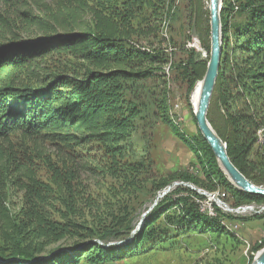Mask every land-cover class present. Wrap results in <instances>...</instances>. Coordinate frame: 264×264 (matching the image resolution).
Here are the masks:
<instances>
[{
	"label": "trees",
	"instance_id": "trees-1",
	"mask_svg": "<svg viewBox=\"0 0 264 264\" xmlns=\"http://www.w3.org/2000/svg\"><path fill=\"white\" fill-rule=\"evenodd\" d=\"M173 3L0 0V264H109L190 232L237 242L222 221L238 218L218 208L207 216L196 192L181 186L159 198L139 224L135 200L149 188L155 198L174 181L220 188L232 205L264 204V196L228 181L199 130L187 136L169 116L163 66L172 58L171 70L191 90L209 60L198 48L210 53L205 0H187L198 45L183 48L177 61L161 46L140 42L159 34ZM220 23L222 53L207 119L232 164L264 187V0H222ZM157 123L194 154L197 174L149 177L150 162L134 137ZM12 134L24 148L15 149ZM45 144L55 160L42 152ZM40 165L46 180L37 174ZM87 173L114 183L95 198L81 182ZM60 241L65 244L49 248ZM263 247L261 238L250 257Z\"/></svg>",
	"mask_w": 264,
	"mask_h": 264
},
{
	"label": "rangeland",
	"instance_id": "rangeland-1",
	"mask_svg": "<svg viewBox=\"0 0 264 264\" xmlns=\"http://www.w3.org/2000/svg\"><path fill=\"white\" fill-rule=\"evenodd\" d=\"M175 1L177 5L175 15L170 20L169 36L174 46L173 60L177 61L181 56H184L183 48L197 46L198 41L195 36L193 20L190 19L187 9V0ZM140 42L153 47H159L162 44L160 34L157 36L150 35L149 38L140 39ZM197 52L201 59H209L210 53L208 55L203 48H198ZM165 79L169 116L173 123L187 136H196L199 129L193 118L190 104V94L194 87L189 90L187 82L183 81L174 70H170L169 74L165 75ZM150 83L156 84L154 81ZM9 139L15 149L24 148L25 142L20 135L12 134ZM134 145L139 155L149 160L148 174L151 179L158 180L161 177H169L181 171L197 174L199 168L194 154L164 124L157 123L139 129L134 137ZM42 152L54 154L55 151L45 144ZM52 158L55 160V154L52 155ZM37 174L42 180L48 179V174L42 165H40ZM81 182L86 189L93 193L95 198L102 196L101 194L110 182L114 183V181L104 180L99 175L90 173L83 174ZM178 186L187 188L183 185ZM175 187L177 186L174 185L171 189ZM154 200L155 198H153L149 188L135 200L134 209L141 216L152 206ZM256 215H264V213H245L242 216H236L237 220L226 221L230 229L227 228L235 234L237 242L227 239L224 235L190 232L177 237L171 243H166L165 247L155 252L147 255L130 256L109 264H252L257 253L254 257H250V248L256 241L264 238V218H255ZM235 225L237 228L234 230ZM64 244V241H60L49 248Z\"/></svg>",
	"mask_w": 264,
	"mask_h": 264
},
{
	"label": "water",
	"instance_id": "water-1",
	"mask_svg": "<svg viewBox=\"0 0 264 264\" xmlns=\"http://www.w3.org/2000/svg\"><path fill=\"white\" fill-rule=\"evenodd\" d=\"M222 0H208V11L210 20V55L205 74L201 80L202 89L199 100L198 112L194 115L197 127L205 141L208 143L215 156L220 169L228 181L240 190L250 194L264 196V187L253 184L230 161L226 146L217 136L207 119V110L214 89L215 81L218 75L222 53V35L220 23V10ZM226 173H225V172ZM169 187L163 191L162 195L169 191ZM152 205L146 212L142 213L139 224L143 221V216L153 207ZM58 250L54 251L57 252ZM50 255H48L49 257ZM252 264H264V247L261 248Z\"/></svg>",
	"mask_w": 264,
	"mask_h": 264
},
{
	"label": "built area",
	"instance_id": "built-area-1",
	"mask_svg": "<svg viewBox=\"0 0 264 264\" xmlns=\"http://www.w3.org/2000/svg\"><path fill=\"white\" fill-rule=\"evenodd\" d=\"M175 2L176 1L174 0L172 8L170 9L169 15L168 16L165 15L163 19L161 20L160 29H159L160 38L162 40L161 48L171 54L174 49V46L170 41V36H169L170 27L169 26H170V15H172L177 5V2L176 3ZM171 64H172V58L169 59V61L163 66V71L165 75L169 74L171 70ZM174 185L175 186L183 185L187 187L188 189L195 191L197 194V196L194 197L195 203L198 205L199 210L209 217H214L217 215L215 208L220 209L221 212L225 214H231L233 216H242L245 213H254V214L264 213V204H256V203L240 204V205L229 204L228 200L226 201L227 192H225L224 190L220 188H217L214 190H206L204 188L194 185L193 183L184 182L180 180L174 181L168 187L171 189ZM168 187H166L164 190H166ZM163 191L157 194L152 205H155L157 203V200L163 197L162 195ZM226 223H227L226 220L222 221V224L228 227ZM236 228L237 226L235 225L233 229L235 230Z\"/></svg>",
	"mask_w": 264,
	"mask_h": 264
},
{
	"label": "bare ground",
	"instance_id": "bare-ground-1",
	"mask_svg": "<svg viewBox=\"0 0 264 264\" xmlns=\"http://www.w3.org/2000/svg\"><path fill=\"white\" fill-rule=\"evenodd\" d=\"M201 89H202V82L198 81L195 84V86H194V88L190 94V104H191L193 115H195L198 112ZM226 175H227L228 179H230V177L227 173H226ZM247 211H249V210H247Z\"/></svg>",
	"mask_w": 264,
	"mask_h": 264
}]
</instances>
